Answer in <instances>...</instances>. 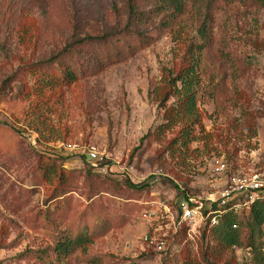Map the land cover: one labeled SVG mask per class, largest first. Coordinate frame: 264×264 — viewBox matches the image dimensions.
Here are the masks:
<instances>
[{
  "label": "rangeland",
  "instance_id": "1",
  "mask_svg": "<svg viewBox=\"0 0 264 264\" xmlns=\"http://www.w3.org/2000/svg\"><path fill=\"white\" fill-rule=\"evenodd\" d=\"M203 23V70L217 81L200 98L197 139L175 153L159 102ZM66 65L75 80H62ZM75 144L94 146L105 170ZM263 148L257 1L194 0L173 18L154 0H0V264L54 259L58 228L93 240L58 264H249L248 249L217 245L206 216ZM189 199L202 220L181 222Z\"/></svg>",
  "mask_w": 264,
  "mask_h": 264
},
{
  "label": "trees",
  "instance_id": "2",
  "mask_svg": "<svg viewBox=\"0 0 264 264\" xmlns=\"http://www.w3.org/2000/svg\"><path fill=\"white\" fill-rule=\"evenodd\" d=\"M154 1L160 10L175 18L184 14L186 5L194 0ZM255 1L264 7V0ZM198 36L201 42L190 46L184 69L174 76L167 75L170 91L159 102L166 115L165 122L158 126L159 131L165 133L177 129L176 136L171 142L175 153L177 151L181 153V149L185 152L190 150L191 143L197 139L195 132L197 129H202L201 112L198 105L200 98L205 84L217 81L213 75L207 76V72L203 70L205 69L202 63L203 51L210 43L209 28L206 24L203 23L198 29ZM127 46L124 44L118 49H124ZM60 74L63 81L76 79L69 65L61 67ZM170 98L174 101L166 106ZM127 186L142 189V186L129 182ZM216 209V205L212 204L210 211ZM207 221L210 223L209 217ZM210 227L214 241L220 245V248H246L250 255L249 264H264V199L255 201L247 212L240 214H235L229 204L223 206L221 213L217 215V223ZM92 241V235L87 231L73 234L68 229L58 228L57 239L52 249L54 259H50L44 253L37 258L41 264H58L65 261L72 253L86 250Z\"/></svg>",
  "mask_w": 264,
  "mask_h": 264
},
{
  "label": "built area",
  "instance_id": "3",
  "mask_svg": "<svg viewBox=\"0 0 264 264\" xmlns=\"http://www.w3.org/2000/svg\"><path fill=\"white\" fill-rule=\"evenodd\" d=\"M85 155L86 159L98 171H104L105 169L99 168L95 161L98 159V151L94 146H85L80 148L79 146L72 145L71 149H76ZM80 148V149H79ZM228 169V166L224 162L217 161L212 169L217 173H224ZM260 199H264V148L261 151V157L256 162V168L249 170V172H233L230 173L226 180L225 187L221 191L220 195L216 198H212V204L216 205L217 209L210 211L206 218H210V225L217 223V215L221 213V208L227 204L230 205L231 210L235 214L241 212H247L251 205ZM191 202H195L193 199H189ZM193 206L184 205L181 208V222L186 220H202L204 214H202V204L195 202ZM211 216V217H210Z\"/></svg>",
  "mask_w": 264,
  "mask_h": 264
}]
</instances>
